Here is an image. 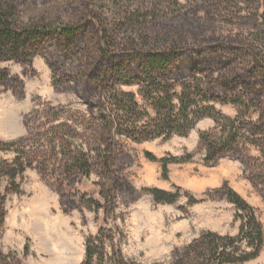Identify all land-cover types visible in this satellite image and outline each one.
Returning a JSON list of instances; mask_svg holds the SVG:
<instances>
[{
    "label": "rangeland",
    "instance_id": "1",
    "mask_svg": "<svg viewBox=\"0 0 264 264\" xmlns=\"http://www.w3.org/2000/svg\"><path fill=\"white\" fill-rule=\"evenodd\" d=\"M65 1L16 0L22 11L19 22L28 25L39 15L54 16ZM90 1L110 18L120 12H128L133 20L144 17L160 35L186 39L180 45L199 47L214 39L237 44L257 38L262 50L259 59L264 61L260 41L264 38V0ZM63 15L65 20L67 14ZM132 30L128 28V33L133 35ZM149 39L153 45V38ZM233 63L236 70L242 67L240 60ZM1 67L22 85L21 97L15 88H0V147H5L0 150V251L10 254L15 263L81 264L86 239L104 228L113 236L105 243L107 258L114 249L129 263L171 264L175 254L202 233L237 235L240 221L235 219V208L217 191L223 184L253 208L264 235V194L247 177L253 166L264 172V157L257 147L245 146L250 162L225 157L204 163L205 146L199 137L215 127L205 118L186 137L143 142L117 137L121 152L107 173L97 155L105 150L93 120L99 109L88 111L71 83L56 88L51 67L42 56L29 66L5 62ZM215 71L218 75L220 67ZM122 89L139 91L135 86ZM215 107L230 118L237 114L232 104ZM82 152L91 164L90 174L75 173L68 180L66 162ZM146 154L157 159L190 155L191 159L170 164L164 179L161 165ZM16 157L20 161L13 169L15 179L10 180L5 173L12 170L9 166ZM112 173L121 179L120 186L114 187ZM107 186L113 189L109 203L100 192ZM150 189L178 193V197L172 204L156 203ZM82 196L104 209L90 207ZM191 199L200 202L192 204ZM244 264H264V245L256 259Z\"/></svg>",
    "mask_w": 264,
    "mask_h": 264
},
{
    "label": "trees",
    "instance_id": "2",
    "mask_svg": "<svg viewBox=\"0 0 264 264\" xmlns=\"http://www.w3.org/2000/svg\"><path fill=\"white\" fill-rule=\"evenodd\" d=\"M21 14L16 0H0V88H15L17 96L22 95L21 82L2 68V63L29 66L35 57L45 58L56 88L71 83L88 111L99 109L93 120L105 146L97 155L106 172L121 152L117 137L135 142L186 137L205 118L211 119L215 127L199 137L205 146L204 163L225 157L250 162L245 153L247 144L257 147L264 157V61L259 59L262 50L257 38L239 40L237 44L214 39L199 47L180 45L179 41L186 39L160 35L152 27L153 22L144 17L141 21L140 17L133 20L128 12H120L110 18L102 7L87 0L65 1L56 8L54 16L39 15L28 25L19 22ZM261 18L264 26V13ZM130 27L133 35L128 33ZM149 38H153V45ZM260 41L264 47V38ZM239 60L242 67L236 70L233 62ZM219 67L221 73L214 75ZM133 86L139 89L138 94L122 89ZM217 103L235 106L236 116H224L216 109ZM253 114L256 119L252 121ZM146 157L161 165L164 179L170 164L191 159L190 155L157 159L146 154ZM18 161L16 157L10 169ZM65 166L68 180L75 173L88 177L91 170L83 152L70 157ZM253 168L247 177L264 194V172ZM12 170L5 173L10 180L16 176ZM110 178L114 187L120 186L117 175L112 173ZM104 190L100 188L101 195L109 203L113 189L107 186ZM217 191L235 208V219L240 221L237 235L202 233L176 253L171 264H244L259 256L264 235L253 208L226 184ZM149 193L156 203L163 204H172L178 197V193L158 189H150ZM82 200L87 205L91 203L90 207L104 209L97 201L85 200L84 196ZM198 202L190 200L192 204ZM112 237L111 230L104 228L89 236L81 264H105L107 260L108 264H137L126 262L120 251L114 249L107 258L105 243L111 242ZM0 264L17 261L0 251Z\"/></svg>",
    "mask_w": 264,
    "mask_h": 264
},
{
    "label": "bare ground",
    "instance_id": "3",
    "mask_svg": "<svg viewBox=\"0 0 264 264\" xmlns=\"http://www.w3.org/2000/svg\"><path fill=\"white\" fill-rule=\"evenodd\" d=\"M41 64V63H40ZM19 133V114H18V117H17V134ZM76 264V263H75Z\"/></svg>",
    "mask_w": 264,
    "mask_h": 264
}]
</instances>
